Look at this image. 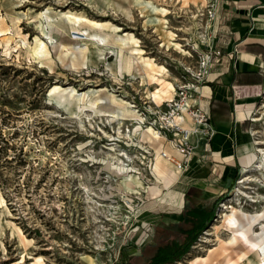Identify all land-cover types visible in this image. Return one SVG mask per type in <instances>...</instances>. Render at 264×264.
I'll use <instances>...</instances> for the list:
<instances>
[{"label": "rangeland", "instance_id": "1", "mask_svg": "<svg viewBox=\"0 0 264 264\" xmlns=\"http://www.w3.org/2000/svg\"><path fill=\"white\" fill-rule=\"evenodd\" d=\"M96 1L0 0V197L9 210L4 212L0 204V264H32L35 255L43 257L40 264H91L85 254L93 258V264H110L118 248L124 264H146L155 255L161 257L160 264H217L222 254L231 257V263L226 264H254L258 260L255 251L240 244L234 247L225 240L227 231L220 229L216 234L212 228L220 219L218 204L202 230H196L187 217L181 218L183 206L178 211L171 209L176 203L171 194L173 181L167 195L164 188L161 196L152 199L151 212L142 213L152 222V235L144 243H130L134 237L124 240L127 228L114 219L104 220L113 204L108 198L119 197L118 190H123L117 189L121 177L112 175L106 162L116 163L115 154L127 150L131 156L127 163L136 170L130 173L140 172L149 183L155 177L146 164L154 150L133 135L109 139L97 124L108 134H115V124L111 122L110 127L105 120L109 116L92 114L90 107L85 112L91 117V125L79 126L74 115L49 99V89L54 84L74 87L77 92L89 86L106 87L91 97L103 98L97 109L105 114L113 112L116 105L107 95L114 92L135 106L140 120L146 118L149 107L153 111L166 106L164 101L173 96L180 65L193 61L183 37L191 11L201 0H115L130 8L132 20L111 1ZM68 14L101 25L85 20L70 24ZM82 31L86 34L76 33ZM49 35L57 39V48L52 47ZM96 35L105 39L102 56L86 39ZM130 35L135 42L120 39ZM258 37L264 39V30ZM34 38L45 43V53L32 51ZM85 44L89 49L87 63H83L85 54L68 53L73 46ZM133 46L141 48L139 57L132 53ZM109 47L120 50L121 65ZM257 55L263 61L262 78L246 118L252 141L248 154L253 159L242 165L227 189L218 194L222 195L219 202L227 200L225 203L247 213H264V43L257 46ZM132 57L137 58V66L130 65ZM147 58L164 66L157 72L153 65V70L173 85L162 98L151 95L155 82L144 76L147 68L142 63ZM159 85L164 87L165 82ZM126 123L131 131L133 120L125 119ZM160 138L158 150L167 143L172 146L171 133ZM163 160L167 169L177 171L169 160ZM244 177L250 180L243 184L235 181ZM241 189L247 195L241 194ZM161 197L167 205L159 201ZM173 213L172 219L178 218L174 221L150 219ZM259 220L254 230H259ZM238 248L244 250L243 258ZM21 255L23 260L18 262Z\"/></svg>", "mask_w": 264, "mask_h": 264}, {"label": "crops", "instance_id": "2", "mask_svg": "<svg viewBox=\"0 0 264 264\" xmlns=\"http://www.w3.org/2000/svg\"><path fill=\"white\" fill-rule=\"evenodd\" d=\"M216 27L217 41L223 45L224 55L212 65L208 80L200 87L204 95L200 104L209 110L213 133L207 140L197 141L187 168L181 172L175 170L172 182L175 190L172 189L171 194L175 196L176 205L171 209L178 211L179 206H183L180 213L185 220L187 192L210 202L227 189L239 168L253 159L248 154L252 141L246 118L262 78L263 61L257 55V46L264 43V39L258 37L264 30V0H219ZM161 147L179 156L169 143ZM240 147L245 150L240 152ZM191 189L195 191L189 193ZM167 193L168 189L164 194ZM159 201L163 203V197ZM174 214L150 219L174 221L178 219H172Z\"/></svg>", "mask_w": 264, "mask_h": 264}, {"label": "bare ground", "instance_id": "3", "mask_svg": "<svg viewBox=\"0 0 264 264\" xmlns=\"http://www.w3.org/2000/svg\"><path fill=\"white\" fill-rule=\"evenodd\" d=\"M89 3H92L93 0H87ZM96 1V0H94ZM98 3L103 2H112L117 9H119L127 19L132 20V13L128 6H123V4L119 3L115 0H97ZM96 1V3H97ZM133 1V0H131ZM142 2V0L140 1ZM144 3V1H143ZM48 16V15H47ZM45 17V16H44ZM67 20L70 24L79 22L81 20L88 21L93 26H100L101 23L95 20H91L85 17L76 16L73 14L67 15ZM52 23V22H51ZM45 28V27H44ZM111 28H116V26H112ZM74 32V31H73ZM78 34H86L82 32H76ZM85 38V37H84ZM89 41L93 44L96 54L102 56L104 53V37L100 35H96V37H88ZM122 41L127 42L128 40H133L135 42V38L133 36H127L120 38ZM49 41L53 48H57L60 44L55 40V36L49 35ZM93 48V49H94ZM132 53L138 54L137 57L140 56L141 48L133 46ZM32 51L35 53H45L46 46L45 43L38 38H34V42L32 45ZM112 54L115 55V59L117 60L118 66L121 65V52L119 49L115 47H109V50ZM68 53L71 56H75L76 53L80 55H84L83 63H87L88 58L86 53H89V49L87 45H83L82 47H72V50H69ZM137 58L132 57L130 60V65L134 64L137 66ZM142 63L146 66L147 70L144 71V76L147 79H150L152 82H155V87L151 91V95L155 98H162L164 94L170 93L173 89V85L171 81L165 80L160 76H157L153 69V65H156L157 68L155 69L157 72H161V68H164L163 65L155 64L151 59H143ZM127 62H125V70H127ZM161 81L165 82L164 87H162ZM106 87H88L87 89L83 90L82 92H77L74 87H61L58 84H54L49 89L48 95L49 99L53 101V103L66 111L70 115H74L79 124V126H84L85 124L91 125V117L88 115L85 110L87 108H92V114L105 115V120L111 127V122L115 124V134H108L106 133L100 126L97 124V127L111 140H118L121 134L126 136L133 135L139 141L143 139L144 142H148L151 148L154 150V159L151 166V172L153 173L155 180L145 184L139 174L130 173L132 171H136L135 168H130L128 163H126V159H131L130 155L126 153V151H118L114 158H116V163L106 162L107 166L109 167V172L114 176H120L121 180L118 182V188H122L124 191H133L140 193L141 190L145 191L146 196L150 199L157 198L162 195L163 189H168L169 184L174 181L175 179V172L167 169L165 166L163 156L161 154L162 150H158L159 145L161 144V136L158 134L157 130L153 128L151 125H142L140 122V116L137 114V111L133 108L134 106L128 102L126 99L118 96L114 92H109L107 95L108 101L112 104H115V109L113 112L106 113L102 109H97V105L103 100L101 97H97L94 100L91 99L92 96L96 95L101 90H106ZM48 98V97H47ZM135 115V116H134ZM131 116V117H129ZM128 117V118H127ZM259 118V117H258ZM125 119H132L134 125H132L131 131L129 130L128 124H125ZM257 119V118H255ZM113 148V146H111ZM143 147V146H142ZM245 150L244 148L240 147L239 151L242 152ZM259 150V147H258ZM143 157V156H142ZM141 157V159H142ZM133 158V157H132ZM140 159V162L143 160ZM131 161V160H130ZM247 161V160H246ZM248 178H243L241 182H245ZM243 184V183H242ZM242 186V185H241ZM88 189H86V192ZM241 194H246L247 192L242 190L240 191ZM160 199V198H159ZM0 204L3 206V211L8 212V208L4 202V200L0 197ZM229 207V208H228ZM220 219L217 220L212 225V228L215 229L217 234L218 230L223 229L228 232L226 237V242L231 243L234 247H239L244 245L248 246L251 250L255 251L258 255V260L254 264H264V213H247L242 211L240 208L228 206L225 204V201L222 202L220 206ZM2 217L0 216V220ZM259 219H263L260 221ZM259 222V230H254L253 226L257 222ZM12 232V230H11ZM206 234V233H205ZM211 234V232H210ZM207 236V235H206ZM208 238H204V241H207ZM31 242L32 239H29ZM239 249L240 258L244 257V250ZM34 259L32 260V264H40L43 257L41 255L33 256ZM87 261L93 264V258L89 255L84 256ZM199 256H196L197 259ZM23 255H21L20 260L22 261ZM203 258V257H202ZM231 257L229 254H222L221 258L219 259L217 264H226L230 262ZM194 261V260H193ZM21 263V262H20ZM19 263V264H20ZM89 264V263H88ZM189 264V263H188Z\"/></svg>", "mask_w": 264, "mask_h": 264}, {"label": "built area", "instance_id": "4", "mask_svg": "<svg viewBox=\"0 0 264 264\" xmlns=\"http://www.w3.org/2000/svg\"><path fill=\"white\" fill-rule=\"evenodd\" d=\"M218 3L219 0H201L199 5L195 6L191 11V21L189 27H187L188 31L184 30L186 34L183 38L187 43L190 51L189 55L193 57V61L180 65L181 71L175 83L173 96L164 101L166 106L153 111L149 107L146 118L144 117L140 120L142 123L147 121L151 126L152 124L155 125L158 134H163L160 135L161 137L169 133L172 134L173 138L170 141L179 156L175 157L165 150H162L161 154L164 159L169 160L173 167L180 172L187 168L191 157L195 153L197 141L200 139L207 140L213 133V127L209 121V110L200 104V99L204 98V95L200 92V87L208 80L212 65L220 61L224 55L223 45L217 41ZM150 115L154 116L150 118ZM131 144L133 145L134 143ZM153 159L154 154L150 161H146V165L150 170ZM128 161L130 162V159H126L125 162L127 163ZM137 173L140 174V172ZM139 176L147 184L148 179H145L143 174ZM242 179L239 178L235 181L242 183ZM249 180L247 179L245 182ZM118 191L119 197L116 195L115 198H108L113 204H111V213L108 214L110 218L106 215L104 220L114 219L112 220L113 222L124 225L127 228L124 240L134 237V240L130 241V243L142 244L152 235V222L145 220V216L142 213L151 210L150 203L155 198L153 200L147 198L143 190L140 193L121 189ZM228 200L231 199L229 198ZM224 201L227 202V200L218 202L216 210L220 209ZM227 205L230 206L229 203ZM104 220H102V223ZM113 243L114 241H112L111 245ZM119 249L113 255V260L110 264L120 263L122 254L119 253ZM98 257L99 254L97 253L96 258Z\"/></svg>", "mask_w": 264, "mask_h": 264}, {"label": "trees", "instance_id": "5", "mask_svg": "<svg viewBox=\"0 0 264 264\" xmlns=\"http://www.w3.org/2000/svg\"><path fill=\"white\" fill-rule=\"evenodd\" d=\"M195 189H191L189 193L194 192ZM198 196L186 195L185 209L188 210L187 219L194 225L196 230H202L211 221L215 208L221 199L222 195H217L210 202L206 199L197 198ZM187 247L182 250L185 251ZM152 264H160V261H156Z\"/></svg>", "mask_w": 264, "mask_h": 264}, {"label": "flooded vegetation", "instance_id": "6", "mask_svg": "<svg viewBox=\"0 0 264 264\" xmlns=\"http://www.w3.org/2000/svg\"><path fill=\"white\" fill-rule=\"evenodd\" d=\"M160 258L161 257H158V256L155 255V256L151 257L150 261H148L146 264H152V263L160 260ZM119 264H124V260L122 259Z\"/></svg>", "mask_w": 264, "mask_h": 264}]
</instances>
